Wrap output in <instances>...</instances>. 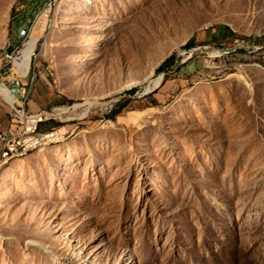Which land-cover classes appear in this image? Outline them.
I'll use <instances>...</instances> for the list:
<instances>
[{"label":"rangeland","instance_id":"1","mask_svg":"<svg viewBox=\"0 0 264 264\" xmlns=\"http://www.w3.org/2000/svg\"><path fill=\"white\" fill-rule=\"evenodd\" d=\"M49 1L0 0V84L45 12L25 84L66 132L1 159L0 264H264V0Z\"/></svg>","mask_w":264,"mask_h":264},{"label":"bare ground","instance_id":"2","mask_svg":"<svg viewBox=\"0 0 264 264\" xmlns=\"http://www.w3.org/2000/svg\"><path fill=\"white\" fill-rule=\"evenodd\" d=\"M46 13L44 12L43 14H40V17L38 18L39 22L41 21H46ZM39 40V37L37 36H31L29 39L27 46L23 50V58H21L20 61H17L18 66L20 67V71L25 73V76L28 75V71L31 67V62H32V55L34 53V50L36 49V44ZM161 79V76L159 77V80ZM136 82L133 80L131 82V85L135 84ZM8 85V84H7ZM7 85L0 84V94L2 97L7 100V101H14L15 97L11 95L9 88ZM23 90V87L20 84V80H15L14 81V91H21ZM25 94H22L20 96V113H27L28 112V102L30 100V93L24 90ZM92 103H84V104H75L73 108H79L84 105H92ZM70 107L67 108H60L59 109V114H64L66 113ZM89 109V108H88ZM87 109V110H88ZM58 111V110H57ZM53 109L51 110H43L39 112H31L30 111V116L32 117H40L44 116L45 114H52ZM62 119V118H61ZM66 119V118H65ZM65 126H62L59 128L60 135H66V132H63ZM20 135L21 136H36V143L35 145H30L27 149H25V152H17V151H7L5 155L2 156V158L5 159V157L13 158L14 156H21L25 155L26 153H30V151H33L35 149H38L40 147H45L50 144L58 143L61 142L65 139V137L61 138H55L54 141H48L50 137L53 136V128L51 127L47 131H42L41 129L38 131L37 134V128H22V125H15V128L12 131V135H10V143H19L20 142ZM8 158V159H9ZM7 161V160H6ZM59 235H63L65 239H67L66 234L57 229ZM71 243V242H70ZM77 247V246H75ZM78 250V247H77ZM81 254V252L78 251V255ZM81 256V255H80Z\"/></svg>","mask_w":264,"mask_h":264},{"label":"built area","instance_id":"3","mask_svg":"<svg viewBox=\"0 0 264 264\" xmlns=\"http://www.w3.org/2000/svg\"><path fill=\"white\" fill-rule=\"evenodd\" d=\"M51 2L52 0H50L47 3V5L51 6L52 4ZM39 17L40 15L35 17L33 20H29L27 25L20 31V36L24 37L25 40L31 38L34 29L38 26ZM26 44L27 43H25L24 45ZM202 48L213 50V51L219 50L216 47L211 46V45H203V46L193 49L192 52L194 53L195 51L202 50ZM17 59L12 63L10 71H11V74L13 75V79L10 80L11 85L8 86L11 95L15 97L14 101L12 102L8 101L12 107L11 122L13 123L14 126L22 125V128H37V134H38V131L42 129V125L50 120H53L55 118V115H57V113H56V110L53 109L52 114H45L44 116H40V117H32L30 116L29 108H28L27 113H20V96L22 94H25L24 93L25 73L20 71V67L17 64V61H20L21 59L20 60H17ZM15 80H23V90L14 91V81ZM52 128H53V136L50 137L48 141H54L55 138L66 137V135H60L59 127L52 126ZM67 133H68V129H67ZM10 135H12V131L11 132H5V131L0 132V140L2 141L4 145V151L2 153V156L5 155L7 151L25 152V149H27L30 145L37 144L36 136H21V135H20L19 143H10Z\"/></svg>","mask_w":264,"mask_h":264},{"label":"crops","instance_id":"4","mask_svg":"<svg viewBox=\"0 0 264 264\" xmlns=\"http://www.w3.org/2000/svg\"><path fill=\"white\" fill-rule=\"evenodd\" d=\"M230 33H231V30L229 28H224V29L217 31L215 34H211V35L201 34L199 36V39H197V41L203 42V43L222 44V43L227 42L230 39L231 37ZM188 66L190 67V71L193 72L194 76H197V74L204 73V70L207 67L203 61L198 60V59H195ZM8 79L10 80L11 78H8ZM174 81L181 82V84L183 82L181 79H176ZM171 82L173 83V81ZM24 83H25V79H24ZM20 84L23 87V80H20ZM24 90L30 93V100L28 102L27 107L30 109L31 112H39V111L47 110L51 106L57 105L56 103L59 100L58 97H53L52 99H48L47 101H44L42 96L39 93L38 88L34 89L33 83L30 86L25 84ZM32 97L34 99H32ZM154 98L161 99V98H164V95L157 94V95H154ZM11 114H12V107L10 103L6 100H0V132L1 131L2 132L3 131L5 132L13 131L15 126L11 122ZM3 151H4V145L2 141L0 140V161L2 159Z\"/></svg>","mask_w":264,"mask_h":264},{"label":"trees","instance_id":"5","mask_svg":"<svg viewBox=\"0 0 264 264\" xmlns=\"http://www.w3.org/2000/svg\"><path fill=\"white\" fill-rule=\"evenodd\" d=\"M166 64H167V61H165V62L160 66V68H163L164 66H166Z\"/></svg>","mask_w":264,"mask_h":264}]
</instances>
